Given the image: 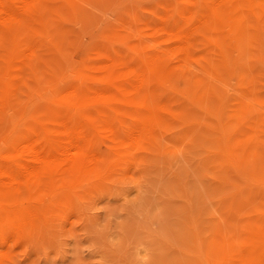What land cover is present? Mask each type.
Returning <instances> with one entry per match:
<instances>
[{
    "label": "rangeland",
    "instance_id": "1",
    "mask_svg": "<svg viewBox=\"0 0 264 264\" xmlns=\"http://www.w3.org/2000/svg\"><path fill=\"white\" fill-rule=\"evenodd\" d=\"M36 3L0 37V154L109 59L119 70L162 59L150 89L169 105L128 166L49 208L41 230L3 247L2 264H234L264 230V0ZM184 36L191 53L176 58Z\"/></svg>",
    "mask_w": 264,
    "mask_h": 264
},
{
    "label": "bare ground",
    "instance_id": "2",
    "mask_svg": "<svg viewBox=\"0 0 264 264\" xmlns=\"http://www.w3.org/2000/svg\"><path fill=\"white\" fill-rule=\"evenodd\" d=\"M36 1L0 0L1 38L6 24L15 17L30 14ZM186 36L185 45L174 47L173 56L179 55L180 51L191 53ZM171 37L176 39V33ZM34 52V47L30 46L19 56L14 71L11 69L13 85H17L26 73ZM163 64L162 59L157 62L154 58L146 68L127 66L119 70L114 60L109 59L96 67L88 84L57 98L60 107L49 122H41L30 134L2 151L0 264L6 260L3 247L15 242L27 230L33 231L34 227L41 230L49 208L59 206L60 209V205L71 198L75 201L80 196L77 195L78 188L90 183L91 177L100 178L102 172L110 169L114 172L113 169H122L134 160L155 128L165 120L168 103L158 104L152 98L156 91L151 93L150 89ZM6 89L7 83L0 86V114ZM136 104L141 107L135 108ZM234 264H264V230L252 244L249 243Z\"/></svg>",
    "mask_w": 264,
    "mask_h": 264
},
{
    "label": "clouds",
    "instance_id": "3",
    "mask_svg": "<svg viewBox=\"0 0 264 264\" xmlns=\"http://www.w3.org/2000/svg\"><path fill=\"white\" fill-rule=\"evenodd\" d=\"M138 260H140L141 264H148L149 257L148 256H140V257H138Z\"/></svg>",
    "mask_w": 264,
    "mask_h": 264
}]
</instances>
